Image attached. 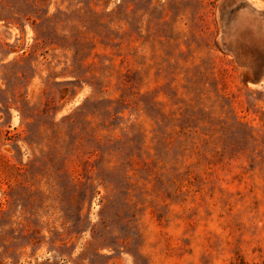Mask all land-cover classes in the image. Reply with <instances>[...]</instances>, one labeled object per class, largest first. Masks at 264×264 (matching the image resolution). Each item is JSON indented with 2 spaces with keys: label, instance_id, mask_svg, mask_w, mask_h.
Wrapping results in <instances>:
<instances>
[{
  "label": "rangeland",
  "instance_id": "374dc122",
  "mask_svg": "<svg viewBox=\"0 0 264 264\" xmlns=\"http://www.w3.org/2000/svg\"><path fill=\"white\" fill-rule=\"evenodd\" d=\"M0 264H264V0H0Z\"/></svg>",
  "mask_w": 264,
  "mask_h": 264
}]
</instances>
